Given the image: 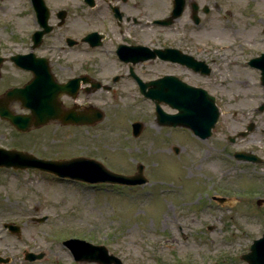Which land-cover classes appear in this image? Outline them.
<instances>
[{"label":"rangeland","instance_id":"obj_1","mask_svg":"<svg viewBox=\"0 0 264 264\" xmlns=\"http://www.w3.org/2000/svg\"><path fill=\"white\" fill-rule=\"evenodd\" d=\"M28 3L0 0V47L6 55L16 50V34L24 37ZM263 29L261 22L236 38L208 33L196 40L200 54L209 51L213 71L209 89L194 83L218 96L220 115L204 141L188 130L156 126L154 106L148 102L99 104L105 115L94 126L51 122L23 134L19 144L37 157L85 155L115 172H134L141 163L148 182L130 188L89 186L1 169L0 237L10 240H0V257L9 259L6 264H95L73 263L62 245L68 238L104 245L120 264H246L240 255L263 231L264 203L256 201L264 200V111L258 110L264 86L259 72L247 64L264 53ZM149 31V37L158 36ZM156 66L150 67L151 74L162 71ZM137 119L144 129L133 138L128 124ZM249 123L254 128L246 137L228 141ZM9 132L7 127L6 146L15 143ZM234 151L256 154L262 162L237 161ZM211 196L227 200L216 203ZM25 251L44 258L27 262Z\"/></svg>","mask_w":264,"mask_h":264},{"label":"flooded vegetation","instance_id":"obj_2","mask_svg":"<svg viewBox=\"0 0 264 264\" xmlns=\"http://www.w3.org/2000/svg\"><path fill=\"white\" fill-rule=\"evenodd\" d=\"M179 1L180 6L176 0H44L51 30L40 39L33 38L43 28L30 3L24 37L16 34V50L6 55V48L0 47V115H33L24 106L31 102L58 103V115H94L99 104L152 103L140 92L138 81L148 92L150 82L166 76L209 89V51L200 54L196 40L208 33L236 38L246 30L253 32L264 22V0ZM151 29L158 36L149 37ZM164 50L172 51L174 60L157 56L156 51ZM153 53L155 58L134 62ZM182 54L205 66L188 67L181 62ZM155 64L162 69L158 75L151 74ZM7 127L15 141L10 146L3 144ZM36 129L21 133L0 117V147L25 150L19 144L22 135Z\"/></svg>","mask_w":264,"mask_h":264},{"label":"water","instance_id":"obj_3","mask_svg":"<svg viewBox=\"0 0 264 264\" xmlns=\"http://www.w3.org/2000/svg\"><path fill=\"white\" fill-rule=\"evenodd\" d=\"M39 16V23L44 27V31L38 32L34 36L40 38L44 33L50 30L46 27L48 13L41 0H32ZM176 5L180 6V1L176 0ZM161 58L169 57L174 60L172 56L173 52H157ZM167 53V54H166ZM165 54V55H164ZM151 57L153 56L150 55ZM146 58H149L145 57ZM142 60L144 58H141ZM189 66L195 67L196 63L190 57L183 55L182 61ZM253 66H256L262 70L261 80L264 85V55L259 59L251 61ZM172 79L167 77L159 81L151 83L153 91H149L145 95L157 100L158 102H165L170 107L177 110L174 115L165 116L160 108L159 103H156V112L158 113L159 120L166 118L169 119L168 124L171 126H182L191 129L200 138L205 139L211 134V129L217 122L219 112L214 103V99L209 96L204 90L200 88L191 87L185 83L169 82ZM167 88V91H164ZM57 104L50 102H38L27 103L25 106L30 108L33 115L25 116H12L4 115L7 119L17 126L18 129L25 131L33 124L39 126L47 123L50 120H60L62 123H76V124H95L99 122L103 115L97 112L95 115H57ZM260 110H264V105L260 107ZM253 127H248L250 131ZM141 129L140 124L135 125L134 135H137ZM246 133H241V136H245ZM233 140V139H230ZM235 157L238 160L257 162L258 159L250 154L236 153ZM14 167V168H37L43 171L50 172L61 178H70L74 180H81L89 183H111L122 185H141L147 182L143 176L142 166L138 165V171L132 176H125L122 174L113 173L107 170L99 162L84 157L72 158L69 160H44L36 158L27 153L16 150H0V167ZM260 203V200L257 202ZM17 231V228H11ZM64 244L72 251L75 260L77 261H106L107 264L111 262L107 255V251L102 246H92L83 241L68 240ZM43 254L25 253V260L35 261L41 260ZM241 259L246 261L247 264H264V233L263 237L259 240L253 241L250 246L249 252L242 255ZM116 260V259H115ZM7 259L0 258L1 263H6ZM118 264L119 261H114Z\"/></svg>","mask_w":264,"mask_h":264},{"label":"bare ground","instance_id":"obj_4","mask_svg":"<svg viewBox=\"0 0 264 264\" xmlns=\"http://www.w3.org/2000/svg\"><path fill=\"white\" fill-rule=\"evenodd\" d=\"M242 85H243V83H242ZM0 233H2V231L0 230ZM0 240H3V241H9L10 240V238L9 237H0Z\"/></svg>","mask_w":264,"mask_h":264}]
</instances>
